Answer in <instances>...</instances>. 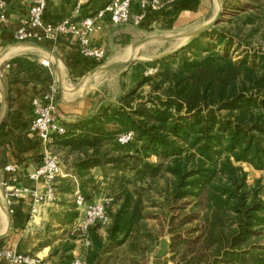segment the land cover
Instances as JSON below:
<instances>
[{
    "label": "trees",
    "instance_id": "obj_1",
    "mask_svg": "<svg viewBox=\"0 0 264 264\" xmlns=\"http://www.w3.org/2000/svg\"><path fill=\"white\" fill-rule=\"evenodd\" d=\"M200 5L167 4L157 10L161 28L172 30L183 11ZM224 7L232 10L227 22L158 59L156 73H141L106 106L74 120L58 115L66 133L55 135L54 144L67 153L65 169L77 178L58 177V194L73 195L77 184L89 201L111 198L108 222L89 230L87 264H147L159 232L170 237L175 264H264V197L239 165L264 170V54L245 51L235 59L231 52L256 34L264 39V0H224ZM86 60L88 70L96 66ZM9 64L11 83H37L43 91L55 82L54 68L37 57L19 56ZM3 127L0 138L6 136ZM128 132L139 145L120 150L126 146L118 138ZM3 154L0 149V168ZM58 204L62 208L44 233L48 241L60 240L52 264H70L76 238L49 237L46 231L60 229L53 220L71 225L79 211L75 201ZM150 218L160 221L162 231L149 227Z\"/></svg>",
    "mask_w": 264,
    "mask_h": 264
},
{
    "label": "crops",
    "instance_id": "obj_2",
    "mask_svg": "<svg viewBox=\"0 0 264 264\" xmlns=\"http://www.w3.org/2000/svg\"><path fill=\"white\" fill-rule=\"evenodd\" d=\"M227 1L235 4L237 1L243 2L244 0ZM47 2L45 18L56 21L66 17L81 19L85 15L95 14L106 4L107 0H47ZM222 2L224 21L220 24L227 22L232 14L230 8L226 9L224 7V0ZM30 4L31 0H7L6 19L0 21V126L2 123L4 124L2 131L6 134L4 138H0V144H2L0 149L4 150L2 160L5 165L12 162L20 164V182L23 185L34 187L36 183L31 181L28 175L41 165L44 154L51 151L49 149L52 148V145H49L50 143L44 144L39 136L31 131L33 120L31 102L33 97L42 92V86L37 83H11L9 78L10 68H7L6 64L19 56L37 57L40 63H42V59L50 60L51 66L54 68L55 82L58 86L60 81L62 82L63 89L59 90L62 96L59 93L58 102V115L62 119L74 120L86 116L92 110L106 106L108 100H102L100 97L98 100L97 92L90 93L91 91H88V82L94 76L79 87L85 76L84 74L88 71V65L86 66L87 60L81 55L79 43L75 39L62 36L43 43L56 54L57 58L42 50L23 47V43L15 40L14 33L21 26L22 19L27 14ZM218 10V0H201V5L197 11L185 10L180 14L173 29L177 26L183 27L187 31L198 29L210 21ZM162 20V12L156 11L150 18H147V24L140 27L142 29L160 28ZM135 28L129 23L116 25L108 21L103 30L94 35V38L98 44L103 46H122V42L133 40L137 32ZM110 50L108 51L110 52ZM110 58L107 55L106 59L109 60ZM116 61L121 60L110 59L108 63ZM13 67L16 68L15 64H13ZM81 78L82 80L77 85L72 84ZM1 169L0 234L7 231L10 220L12 227L9 234L0 239L2 241L0 245L11 246L20 252H33L52 264L54 258L50 254L60 240L48 241L44 231L46 224L52 221L53 214L61 210L62 207L59 204L48 206L42 210L40 215L32 216L30 199L24 196L15 203V212L9 214L3 200L1 181L5 175ZM94 173L98 181L102 180V172L99 169L94 170ZM64 174L77 182V178L72 172L64 169ZM73 190L74 193L78 190L77 184H74ZM53 223L60 227V234H64L65 230L69 232L70 225H60L55 220H53ZM63 237H66V235H63ZM75 242L74 256L77 255L80 246L77 239ZM157 260V258L150 260L148 264H161L155 262ZM165 260L161 262L174 264Z\"/></svg>",
    "mask_w": 264,
    "mask_h": 264
},
{
    "label": "built area",
    "instance_id": "obj_3",
    "mask_svg": "<svg viewBox=\"0 0 264 264\" xmlns=\"http://www.w3.org/2000/svg\"><path fill=\"white\" fill-rule=\"evenodd\" d=\"M175 0H107L106 4L95 14L85 15L81 19L66 17L51 21L45 18L47 0H31L27 14L22 19L21 26L15 31L17 42H36L43 44L62 36L75 39L79 43L81 55L96 64L102 65L107 58L105 46L96 42L94 35L103 30L106 22L116 25L133 23L141 25L149 10L157 11ZM7 0H0V21L6 19ZM42 64L50 67L48 59H42ZM10 68V64H6ZM94 67V68H95ZM93 69V68H92ZM157 72L153 67L146 75ZM59 88L56 82L47 91L41 92L32 99L33 120L31 131L39 136L44 144L51 143L55 135H64L66 126L58 117ZM122 145L133 140V132L124 133L118 138ZM5 175L1 181L3 200L9 214L15 212L14 205L22 197L30 199L32 216L40 215L48 206L55 205L58 200L56 180L64 177L59 154L47 151L41 165L29 173V179L36 186L29 187L20 182V164L12 162L1 169ZM74 201L79 211V217L70 225L69 233L77 238H84L90 245L89 230L97 222L107 223L109 218L106 207L111 198L101 197L87 200L79 188L74 193ZM0 264H51L50 261L35 253L20 252L11 246L0 245ZM70 264H87L84 256L76 255Z\"/></svg>",
    "mask_w": 264,
    "mask_h": 264
},
{
    "label": "rangeland",
    "instance_id": "obj_4",
    "mask_svg": "<svg viewBox=\"0 0 264 264\" xmlns=\"http://www.w3.org/2000/svg\"><path fill=\"white\" fill-rule=\"evenodd\" d=\"M129 24L136 27L135 29L137 31L135 33V36L133 37V40L130 41V44H128L126 46H119V45H113V46L106 45L105 46L107 51L109 49H111L110 52L108 51L109 52L108 57H111L110 58L111 60L112 59H114V60L115 59H118V60L128 59L130 57V55L132 54V44L135 43L136 41L142 40V39L147 38V37H156V36H159L162 34L163 35H178L180 33H183L184 31H187L183 27H178V26H177V28L172 29V30H163L161 27L160 28L155 27L153 29H142L140 27L141 25H135L133 23H129ZM192 25H194V24H192ZM247 31L248 30H246L243 35L247 34ZM190 40H191L190 38H174V39H170V40L156 39V40H152L148 43L143 44L139 49L136 50V52H134V60L128 66L118 68V69H115V70H112L109 72H102V73H99V74L95 75L94 77H92L88 82V84H89L88 85V88H89L88 91H91L90 93L97 92L98 95H96V96H97L98 100L100 97L102 100L107 99L108 100L107 102L109 103L110 101L115 100V98L118 96V94H120L122 91H124V88H126V90L132 88L135 85V83L138 81V79L140 78L141 73H143V72L146 73L151 68L155 67L158 59L174 53L176 50H178L182 46L186 45ZM236 43H237V41H236ZM241 46L239 47L238 44H235L231 48V52L234 55L235 59H239L241 57L242 52H245V51H247L246 53H248L251 56H254L255 52H258L259 54H261V53L264 54V39L260 38L259 34H256L252 38H249V39L247 38L245 41H243ZM110 59L109 60L106 59V61L103 64H107L108 62H110ZM133 67H134V70L132 71L131 68H133ZM91 70L92 69L88 70L87 73ZM87 73H85L84 75H86ZM149 75H152V74H149ZM81 80H82V78L79 80H76L72 84L75 86ZM123 81L127 85L126 87H123V85H122ZM54 83L55 82H53L51 85H53ZM58 88H59V86H58ZM64 88H66V87H64ZM48 89L46 87L45 89H43V91H45V90L47 91ZM59 90H60V88H59ZM59 93H61V92L59 91ZM63 95H65V94H63ZM61 96H62V93H61ZM100 108H102V107H100ZM49 145L50 146L52 145V148H50L49 150L59 154V156L61 158L62 167H63V169H65L66 164H65L64 158H65V155L67 153L64 150L57 148V146L54 144V140H52V142ZM138 145H139L138 142L133 141L130 144L125 145L126 147H123L120 150L133 151L134 146H138ZM113 149L115 150V147ZM3 156H4V154H3ZM68 159H70V158H68ZM150 160L156 161L157 158L152 157V158H150ZM239 165H241L244 168V170L247 172L249 185L256 186V187L260 188L262 196L264 197V170L255 169L252 165H250L248 163H239ZM58 198L59 199H58L56 204H58L60 201H64V200H67L70 202L74 201V195L70 196L69 194H65V195H59L58 194ZM154 210L155 209H153V208L150 209V211H154ZM148 224H149V227L151 229L156 230V231H159V230L162 231V226L160 224V221H158L157 219L150 218L148 220ZM103 226H105V225H103ZM102 232L104 233V230ZM60 233H61L60 229L50 231V232L46 231V235L47 236L49 235V237H52L53 235L61 236L62 234H60ZM159 234H160L161 238L167 237L170 240V237L168 235H162L163 234L162 232H159ZM65 235H66V237L67 236L68 237H75V236H72L68 232V230L64 231V236ZM75 238L78 240L79 245H80L79 249L77 251V255H81V256L85 257V250L88 246L85 244L84 238H81V237L80 238L75 237ZM59 243H60V241L58 242V245H59ZM159 246H160V243L158 245V242H154L153 249L155 251L151 255H149V261L148 262H150V260H153L156 258L155 254L157 253ZM170 257L171 256L168 253L163 258H157L158 260L155 262H158L161 264H168L167 262L162 263L161 261L166 259L167 261L173 262Z\"/></svg>",
    "mask_w": 264,
    "mask_h": 264
},
{
    "label": "water",
    "instance_id": "obj_5",
    "mask_svg": "<svg viewBox=\"0 0 264 264\" xmlns=\"http://www.w3.org/2000/svg\"><path fill=\"white\" fill-rule=\"evenodd\" d=\"M218 3H219V10L216 13V15L210 21H208L206 24L201 26L200 28L195 29V30H191V31H186V32L180 33L178 35H159L156 37H147V38H144L142 40H139V41L132 44V54L130 55V57L128 59L116 61L113 63L102 64V65H99V66L93 68L91 71H89L83 77V80L81 81L79 87L82 86L92 76H95V75L102 73V72H109V71H112V70H115L118 68L128 66L134 60V52H136V50L139 49L145 43H148V42H150L152 40H156V39H160V40H170V39H174V38H190V39H193V38H196V37L204 34L207 31L211 30L213 27L219 25L220 23H222L224 21V18H223V13H224L223 2H222V0H218ZM22 46L26 47V48H33V49L45 51V52L51 54L52 56H54L55 58H57L56 54L51 49H49L47 46H45L44 44L28 41V42H23ZM59 88L63 89L61 81L59 83ZM11 227H12V222L10 220L9 224H8L7 231L5 233L0 234V239L4 238L6 235L9 234ZM169 246H170L169 238H167V237L161 238L160 239V246H159L157 253L155 254V257L156 258H163L165 255H167L169 253Z\"/></svg>",
    "mask_w": 264,
    "mask_h": 264
}]
</instances>
